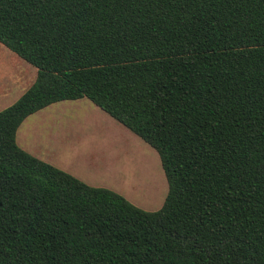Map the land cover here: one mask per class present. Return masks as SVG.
Segmentation results:
<instances>
[{
    "label": "trees",
    "instance_id": "obj_1",
    "mask_svg": "<svg viewBox=\"0 0 264 264\" xmlns=\"http://www.w3.org/2000/svg\"><path fill=\"white\" fill-rule=\"evenodd\" d=\"M0 43L35 68L0 110V264H264V0H0ZM81 97L155 150L158 209L17 145Z\"/></svg>",
    "mask_w": 264,
    "mask_h": 264
},
{
    "label": "rangeland",
    "instance_id": "obj_2",
    "mask_svg": "<svg viewBox=\"0 0 264 264\" xmlns=\"http://www.w3.org/2000/svg\"><path fill=\"white\" fill-rule=\"evenodd\" d=\"M11 58L31 74L0 98V109L35 77L34 67L0 43V71L11 65ZM15 141L84 183L111 189L144 210L158 209L166 193L155 150L85 97L53 102L26 116L15 131Z\"/></svg>",
    "mask_w": 264,
    "mask_h": 264
},
{
    "label": "crops",
    "instance_id": "obj_3",
    "mask_svg": "<svg viewBox=\"0 0 264 264\" xmlns=\"http://www.w3.org/2000/svg\"><path fill=\"white\" fill-rule=\"evenodd\" d=\"M9 63L12 65H8V67H6L5 71H0V98L1 97H5L6 95H8V92L11 90L10 88H13L14 86H18L22 83V79L26 76L31 74V71L29 70V68H27V66L22 65L19 60L15 59V58H11V60H9ZM7 77V82L2 84L1 80ZM30 85V83H28V86ZM25 85H23L24 87ZM27 88V87H26ZM24 91V89H22V91L17 95V97ZM17 97H15V99L13 101H15L17 99ZM12 101V102H13ZM11 102V103H12ZM10 103V104H11ZM9 105V104H8ZM6 105V106H8ZM5 106V107H6ZM4 108V107H3ZM1 110V109H0ZM21 123V122H20ZM21 148V147H20ZM23 149V148H22ZM27 151V150H25ZM28 152V151H27ZM29 153V152H28ZM31 154V153H30ZM33 155V154H31ZM35 157L38 158V155H33ZM40 159V158H39ZM44 161V159H41Z\"/></svg>",
    "mask_w": 264,
    "mask_h": 264
}]
</instances>
